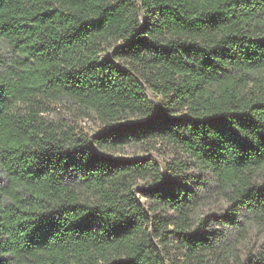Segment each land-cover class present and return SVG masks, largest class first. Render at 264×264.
I'll list each match as a JSON object with an SVG mask.
<instances>
[{"label": "trees", "instance_id": "trees-1", "mask_svg": "<svg viewBox=\"0 0 264 264\" xmlns=\"http://www.w3.org/2000/svg\"><path fill=\"white\" fill-rule=\"evenodd\" d=\"M2 41L0 264H264V0H0Z\"/></svg>", "mask_w": 264, "mask_h": 264}, {"label": "rangeland", "instance_id": "rangeland-1", "mask_svg": "<svg viewBox=\"0 0 264 264\" xmlns=\"http://www.w3.org/2000/svg\"><path fill=\"white\" fill-rule=\"evenodd\" d=\"M7 53L5 42H0V55ZM150 97H153L151 91H148ZM41 116L48 121L58 124L72 125L74 129L83 133L94 132L99 128V123L95 115L86 112L81 106L70 99H54L47 101ZM116 157L125 158L133 155H144L154 157L160 160L161 152L148 150L140 145L126 146L113 153ZM261 180V177H259ZM137 186H147V181L140 180ZM140 201L147 200L146 196L139 197ZM227 204L223 198H209V200L200 208V216L209 212H216L226 208ZM198 216V215H197ZM234 252L238 255L245 256L247 252L253 253L264 250V221L246 218L242 226L238 230H231Z\"/></svg>", "mask_w": 264, "mask_h": 264}]
</instances>
